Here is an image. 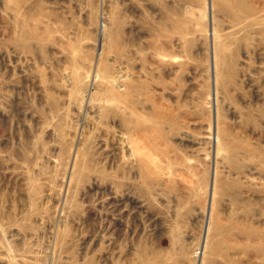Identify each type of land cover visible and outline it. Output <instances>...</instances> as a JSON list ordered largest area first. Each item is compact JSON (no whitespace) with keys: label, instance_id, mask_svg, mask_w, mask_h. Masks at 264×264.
<instances>
[{"label":"rangeland","instance_id":"374dc122","mask_svg":"<svg viewBox=\"0 0 264 264\" xmlns=\"http://www.w3.org/2000/svg\"><path fill=\"white\" fill-rule=\"evenodd\" d=\"M0 264H264V0H0Z\"/></svg>","mask_w":264,"mask_h":264},{"label":"water","instance_id":"95a60500","mask_svg":"<svg viewBox=\"0 0 264 264\" xmlns=\"http://www.w3.org/2000/svg\"><path fill=\"white\" fill-rule=\"evenodd\" d=\"M212 186H213V181H212V183H211V192H212Z\"/></svg>","mask_w":264,"mask_h":264}]
</instances>
